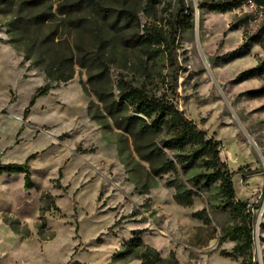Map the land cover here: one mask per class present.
I'll list each match as a JSON object with an SVG mask.
<instances>
[{"label":"rangeland","instance_id":"374dc122","mask_svg":"<svg viewBox=\"0 0 264 264\" xmlns=\"http://www.w3.org/2000/svg\"><path fill=\"white\" fill-rule=\"evenodd\" d=\"M201 1L185 0L197 8L196 22L176 40L174 71L165 53L152 56L136 34L144 25L167 31L177 0H0V166L30 157L31 181L26 189L23 175L0 176V264H140L127 247L135 230L144 231L142 242L162 264H264V96L246 95L264 86V70L241 77L264 60V13H212L198 8ZM125 11L138 26L126 23ZM251 37L247 55H231ZM98 55L108 78L88 61ZM69 58H84L87 67L74 66L72 79L39 98L23 119L47 83L46 68ZM121 80L166 94L220 144L229 170L244 168L232 182L236 198L254 206L250 263L233 252L235 243L221 240L234 219L217 208L218 184L197 193L191 178L200 167L153 176L131 137L105 113L93 91L117 95ZM173 180L196 192L191 207L173 201ZM202 209L208 225L192 216Z\"/></svg>","mask_w":264,"mask_h":264},{"label":"trees","instance_id":"16d2710c","mask_svg":"<svg viewBox=\"0 0 264 264\" xmlns=\"http://www.w3.org/2000/svg\"><path fill=\"white\" fill-rule=\"evenodd\" d=\"M178 7L174 15L166 22L167 31L150 25H144L142 35L136 34L137 41L144 50L152 56L158 53H165L169 65L178 70L176 64L177 38L183 33L192 32L194 29V12L185 0H177ZM253 5L255 10L264 13V0H202L198 3L199 9H205L212 13L226 14L233 11H240L244 7ZM124 20L126 23L139 25L137 16L132 11H125ZM249 16L245 15L233 27V29L244 25ZM248 41V42H247ZM244 44L238 47L231 55H247L250 43L255 41L251 37ZM84 58H78L75 62L72 58L69 61H60L56 66L46 68L47 83L36 89L31 96L23 112L25 119L35 102L58 86L66 83L74 75V66L86 68ZM91 64L97 65L101 75L108 78L109 66L102 56L98 55L89 59ZM264 70V60L255 69L241 74L243 78L260 77ZM88 82L92 77L87 72ZM54 83V84H53ZM86 89V88H85ZM117 95L105 92L93 91L95 97L104 106L105 113L112 119L115 127L131 137L136 154L148 163L150 172L155 177L174 174L179 172L186 174L194 168L200 167L201 171L191 178L192 187L200 192L203 186L218 184L221 202L218 209L227 210L234 219V225L221 238L222 241L235 243L233 252L240 257L248 256L249 263L252 258L253 240V213L254 206L245 201L238 200L235 196L232 178L236 173H241L243 167L235 172L228 169L226 163L220 159V144L213 136H208L205 130L199 129L197 125L188 119L184 112L179 110L173 100L166 94L150 95L141 87H133L122 80L117 84ZM253 99L264 96V86L246 93ZM124 114V116H123ZM127 114V115H125ZM101 116H92V119L99 121ZM167 138L161 139L162 135ZM158 139V142H157ZM174 153L175 160L165 156L164 151ZM23 164H6L0 166L1 175L21 174L24 179V187L31 188L28 160ZM167 187L173 189V201L182 207L193 205L196 192L186 189L176 180L167 183ZM46 199L52 197L46 195ZM47 208L42 211H46ZM193 218L209 224L206 210L194 212ZM144 231L135 230L133 238L128 244V251L135 254L140 264H162L163 259L154 248L145 245L141 236Z\"/></svg>","mask_w":264,"mask_h":264},{"label":"water","instance_id":"95a60500","mask_svg":"<svg viewBox=\"0 0 264 264\" xmlns=\"http://www.w3.org/2000/svg\"><path fill=\"white\" fill-rule=\"evenodd\" d=\"M194 12V26H195V22H196V13H197V8L195 7V9L193 10Z\"/></svg>","mask_w":264,"mask_h":264},{"label":"built area","instance_id":"2783aa9c","mask_svg":"<svg viewBox=\"0 0 264 264\" xmlns=\"http://www.w3.org/2000/svg\"><path fill=\"white\" fill-rule=\"evenodd\" d=\"M249 8H255L253 5H250Z\"/></svg>","mask_w":264,"mask_h":264}]
</instances>
